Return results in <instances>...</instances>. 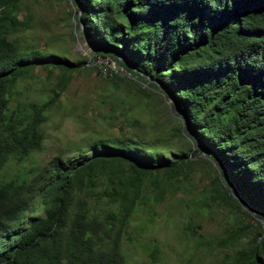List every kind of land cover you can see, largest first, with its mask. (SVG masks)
Here are the masks:
<instances>
[{
  "label": "trees",
  "instance_id": "1",
  "mask_svg": "<svg viewBox=\"0 0 264 264\" xmlns=\"http://www.w3.org/2000/svg\"><path fill=\"white\" fill-rule=\"evenodd\" d=\"M20 1L0 0V264H126L121 240L131 215L149 205L147 182L160 188L156 174L187 181L195 162L120 134L88 140L69 161L52 158L33 179L1 177L11 157L20 163L43 148L47 110L84 64L18 38L31 25L17 17ZM75 2L96 53L162 85L196 150L219 165L190 201L196 211L239 213L218 239L230 249L218 264H264V0ZM36 67L59 74L45 96L24 99L17 86ZM37 183L43 214L28 215ZM188 229L198 244L196 227Z\"/></svg>",
  "mask_w": 264,
  "mask_h": 264
},
{
  "label": "rangeland",
  "instance_id": "2",
  "mask_svg": "<svg viewBox=\"0 0 264 264\" xmlns=\"http://www.w3.org/2000/svg\"><path fill=\"white\" fill-rule=\"evenodd\" d=\"M78 6L75 0L19 3L18 19L28 18L31 25L27 30H19L18 38L84 64L71 72L58 103L47 110L43 148L20 163L11 157L1 177L23 173L33 179L40 168H50L52 158H76L87 147V141L98 136L123 134L139 141L154 140L171 160L183 151L195 167L187 181L171 184L163 174H156V183L162 182L160 188L147 182L144 193L149 205H141L131 215L121 240L125 263L218 264L230 251L220 246L218 239L227 235V223L239 213L230 206L196 211L190 201L199 194L198 187L219 174V165L207 153L196 150L184 113L162 85L147 74L131 73L111 57L96 53L85 39ZM58 74L57 68L51 73L49 67H36L32 77L20 81L17 89L24 99H40L54 85ZM39 184L28 215L43 214L38 205ZM243 220L252 224L250 230L254 229L253 220ZM189 225L196 227L198 244ZM249 233L244 235L245 239H249ZM261 237L264 239V225Z\"/></svg>",
  "mask_w": 264,
  "mask_h": 264
}]
</instances>
